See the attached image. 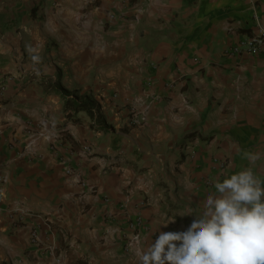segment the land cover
I'll use <instances>...</instances> for the list:
<instances>
[{
  "label": "crops",
  "instance_id": "0c3cea01",
  "mask_svg": "<svg viewBox=\"0 0 264 264\" xmlns=\"http://www.w3.org/2000/svg\"><path fill=\"white\" fill-rule=\"evenodd\" d=\"M257 18L264 0H0V264H136L135 232L187 230L225 173L264 180V50L236 51Z\"/></svg>",
  "mask_w": 264,
  "mask_h": 264
},
{
  "label": "clouds",
  "instance_id": "9594fccd",
  "mask_svg": "<svg viewBox=\"0 0 264 264\" xmlns=\"http://www.w3.org/2000/svg\"><path fill=\"white\" fill-rule=\"evenodd\" d=\"M243 158L251 165L259 154L245 152ZM224 175L187 230L160 231L146 247L137 238L136 264H264V180L251 167Z\"/></svg>",
  "mask_w": 264,
  "mask_h": 264
},
{
  "label": "built area",
  "instance_id": "2783aa9c",
  "mask_svg": "<svg viewBox=\"0 0 264 264\" xmlns=\"http://www.w3.org/2000/svg\"><path fill=\"white\" fill-rule=\"evenodd\" d=\"M257 26H258V32L246 37L243 41H241V44L236 47V51L245 50L248 52L256 53L264 50V26L261 24V20L257 18ZM6 87L2 84H0V90L4 91ZM131 121L133 123H141L144 121H147V113L138 114L135 111L132 113L130 117ZM9 178L6 173H3L0 171V211L4 209V202L6 199V184L8 182ZM22 210V209H20ZM18 211L10 210V215L15 216L16 214L19 215L18 220H22L28 212L22 213L21 215L16 213ZM34 216V214H32ZM137 224H142V218L139 217V220ZM137 225L135 223H132V227H136ZM141 232H135L132 238L129 240L128 246L131 247L135 242H137V238L141 240ZM31 242L33 244H40L41 236H40V230L38 227H33L31 229V235H30Z\"/></svg>",
  "mask_w": 264,
  "mask_h": 264
},
{
  "label": "trees",
  "instance_id": "16d2710c",
  "mask_svg": "<svg viewBox=\"0 0 264 264\" xmlns=\"http://www.w3.org/2000/svg\"><path fill=\"white\" fill-rule=\"evenodd\" d=\"M54 84L57 86V88L62 93V96L65 99V108L67 115L68 111H74L75 113L85 111L92 117L96 118L98 121L100 120V115L96 113V107L95 104L88 98H80L79 97V91H74L73 93H70L68 89H66L60 79H57ZM75 121L77 118L74 119Z\"/></svg>",
  "mask_w": 264,
  "mask_h": 264
},
{
  "label": "rangeland",
  "instance_id": "374dc122",
  "mask_svg": "<svg viewBox=\"0 0 264 264\" xmlns=\"http://www.w3.org/2000/svg\"><path fill=\"white\" fill-rule=\"evenodd\" d=\"M52 258L49 259H45V257H42L40 255V257H34V256H27L26 259L22 260V261H16L14 264H52ZM71 264H78L77 262H73ZM84 264V263H81ZM87 264V263H85Z\"/></svg>",
  "mask_w": 264,
  "mask_h": 264
}]
</instances>
